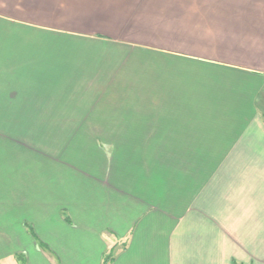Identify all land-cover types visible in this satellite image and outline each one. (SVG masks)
<instances>
[{"label": "crops", "instance_id": "1", "mask_svg": "<svg viewBox=\"0 0 264 264\" xmlns=\"http://www.w3.org/2000/svg\"><path fill=\"white\" fill-rule=\"evenodd\" d=\"M0 126V264H264V0H0Z\"/></svg>", "mask_w": 264, "mask_h": 264}, {"label": "rangeland", "instance_id": "2", "mask_svg": "<svg viewBox=\"0 0 264 264\" xmlns=\"http://www.w3.org/2000/svg\"><path fill=\"white\" fill-rule=\"evenodd\" d=\"M35 129L36 127H31V126H22V127L21 126L20 127L0 126V139L1 140L3 139L5 142L9 144H11L12 142H19L22 145V148L24 147V149L26 150L32 147L33 144L35 143V137H34V134H36ZM8 130L13 132L16 136L14 137L12 133L2 134L4 131H8ZM0 146H2L1 142H0ZM20 151H23V150H20Z\"/></svg>", "mask_w": 264, "mask_h": 264}, {"label": "trees", "instance_id": "3", "mask_svg": "<svg viewBox=\"0 0 264 264\" xmlns=\"http://www.w3.org/2000/svg\"><path fill=\"white\" fill-rule=\"evenodd\" d=\"M111 259H112L111 255L105 257L104 264H108V262H110Z\"/></svg>", "mask_w": 264, "mask_h": 264}]
</instances>
